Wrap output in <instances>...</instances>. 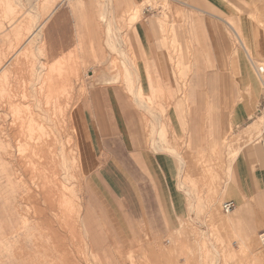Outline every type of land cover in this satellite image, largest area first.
I'll return each instance as SVG.
<instances>
[{
	"label": "rangeland",
	"instance_id": "1",
	"mask_svg": "<svg viewBox=\"0 0 264 264\" xmlns=\"http://www.w3.org/2000/svg\"><path fill=\"white\" fill-rule=\"evenodd\" d=\"M119 1L78 0L81 14L77 20L73 15L75 44L71 50L52 57L46 50L42 27L54 9L64 2L71 8L73 0H0V76L7 77L0 95V264H264V246L258 240L264 223L258 224L257 232L244 246L242 237L233 234L229 215L222 212L219 195H213V185L225 182L224 163L212 165L206 157L200 162L189 156L186 161L194 174L204 168L205 216L181 221L179 228L166 236L153 235L141 224L133 225L130 232L117 234L87 190L86 177L92 160L79 128L82 118L77 117V104L88 92L107 84H121L126 94L135 98L137 81L132 64H136V58L129 46L134 22L128 20L131 11L124 15L114 10ZM138 1L141 5L137 8L140 11L137 20L156 18L169 24L162 33L166 44L175 32L182 31L179 25L184 24L188 13L184 8L175 7L169 0ZM180 1L188 3V0ZM253 6L259 8L258 4ZM147 7L150 9L142 10ZM262 9L254 11L252 18L264 29V5ZM14 27H20L17 37L13 36ZM70 27L67 30L71 32ZM230 36L237 39L234 32ZM152 43L156 48V42ZM168 51L171 53L170 48ZM256 66L264 67L259 62ZM180 77L177 76V82L172 76V81L180 84ZM45 88L53 96L46 108H53V103L58 105L54 107L56 111L61 110L55 117L59 128L48 137L45 157L48 156L41 155L43 160L37 155L40 160L34 168L30 148L19 153L17 147L29 140L25 128L28 110L35 119L43 118L45 106L41 103L46 102ZM158 92L150 120L164 118L174 100L170 92ZM150 120L146 121V128ZM253 125L256 128L250 136L226 141L222 152L229 153L254 141L262 132L261 120L257 119ZM159 139L163 143L167 140L161 134ZM58 142L64 147L68 165L72 166L75 159L70 177L62 166ZM214 172L218 175L216 180ZM187 173L183 180L198 198L197 187ZM60 188L66 194L70 192L65 213L59 211L56 202ZM22 222L27 226L23 228ZM26 232L31 234L30 238ZM233 241L239 243L238 251L233 250Z\"/></svg>",
	"mask_w": 264,
	"mask_h": 264
},
{
	"label": "crops",
	"instance_id": "2",
	"mask_svg": "<svg viewBox=\"0 0 264 264\" xmlns=\"http://www.w3.org/2000/svg\"><path fill=\"white\" fill-rule=\"evenodd\" d=\"M65 2L41 26L52 57L75 44L73 15L77 20L81 12L78 0H73L71 8ZM169 2L188 13L179 25L182 31L175 32L168 44L162 34L167 21L137 20L139 15L130 27L132 42L127 39L136 58L132 64L135 94L143 87L149 105L136 96L130 98L121 84L96 88L77 104V117L82 118L79 128L92 160L86 188L117 234L141 224L153 235L166 236L181 221L205 216L204 168L194 174L186 161L189 156L200 162L206 157L212 165L224 163L225 182L213 185V195L233 204L228 214L233 234L242 237L246 246L258 224L264 223V153L255 140L229 153L222 152V146L233 138L250 136L248 128L257 120L264 91L255 65H264V29L252 16L257 9L263 11L264 0ZM140 5L138 0H122L114 10L125 15L126 10L139 11ZM179 75L182 82L175 84L172 76L177 81ZM158 91L170 92L174 100L164 118L150 120ZM159 134L166 137L165 143ZM186 172L197 187L198 198L183 180ZM232 248L238 251L239 243L233 241Z\"/></svg>",
	"mask_w": 264,
	"mask_h": 264
},
{
	"label": "bare ground",
	"instance_id": "3",
	"mask_svg": "<svg viewBox=\"0 0 264 264\" xmlns=\"http://www.w3.org/2000/svg\"><path fill=\"white\" fill-rule=\"evenodd\" d=\"M164 6V5H163ZM166 6V5H165ZM8 8H10V6L8 5ZM12 9V7H11ZM130 12V10H126V13ZM138 11H135V12H132L131 15H129L130 17V20L133 21L135 20L138 15L140 14V11H139V14H137ZM42 26V25H40ZM15 28V27H14ZM20 27H16L13 31V36L14 37H17L19 35V30ZM41 29V28H40ZM34 35V34H33ZM4 73V72H3ZM2 73V74H3ZM6 73V72H5ZM4 73V74H5ZM7 77H5V75H2L0 76V95H2V92H4V88L5 86H1L3 85L5 82H6V79ZM50 79V78H49ZM47 78V81L49 80ZM42 88V87H41ZM50 87H48L49 89ZM43 93L45 95V103H41V105H44L45 106V109L43 108V118L41 119H35V117L32 116V112L29 111L28 109V118H27V125H26V136L28 137V141H25L23 142V144H19V147H17V151L19 153L21 152H24L25 150H27V148H30L28 149V151L31 152V158H32V166H36V164L38 165L37 161L40 160V159H37L38 156H40L41 159H43L45 157V154H46V147H48L47 145H49V141H48V137L50 135V133L52 132H56L57 131V128L58 125L56 126V122H55V117H56V113H60L61 110H57L54 108V107H57L58 105L57 104H53V108H50V110L48 108H46L48 105H49V102L47 101H50L51 99H53V96L51 95V93H48L47 89L45 88V90L43 89ZM42 92V90H41ZM40 93V92H39ZM35 94V93H34ZM42 94V93H41ZM43 95V96H44ZM136 96V99H138L139 101H143V102H147L148 103V97H145L144 94H143V91L141 89V87L139 86V88L137 89V92L135 94ZM2 97V96H1ZM39 99V97H38ZM39 103H36L35 105L37 106ZM17 105V104H16ZM34 105V104H33ZM34 105V106H35ZM51 105V106H52ZM19 106V105H18ZM40 106V105H38ZM27 107V106H26ZM20 108V107H18ZM19 110V109H18ZM17 110V112H18ZM22 112V111H21ZM35 112V111H34ZM20 113V112H19ZM16 114V113H15ZM17 115V114H16ZM25 121V119H24ZM26 124V123H25ZM250 128V129H249ZM248 129V132L252 133V131L254 130V125H251ZM29 132V133H28ZM247 134V132H246ZM70 138V137H69ZM23 141V140H22ZM55 143L57 144V140L54 139ZM21 142V141H20ZM70 142V141H68ZM22 143V142H21ZM52 145V144H51ZM58 149L60 151V157H61V161H62V166L66 168V172H67V175L70 177L71 174H70V169L74 167V163L75 162V159L72 162V166L68 165V162L69 160L67 158H65L64 156V147L61 143L58 142ZM50 147V146H49ZM48 150V149H47ZM56 151V150H55ZM10 153V152H9ZM52 153V152H51ZM27 154V153H26ZM48 154V153H47ZM55 154V153H54ZM38 155V156H37ZM44 157H42V156ZM53 155V154H52ZM48 155H46L47 157ZM45 157V158H46ZM54 158V157H53ZM75 158V157H74ZM50 159V158H49ZM56 159V158H55ZM77 159V158H76ZM44 160V159H43ZM51 161V160H50ZM46 162V161H45ZM44 163V162H43ZM47 164V163H45ZM51 164V163H50ZM57 164V163H56ZM40 165V164H39ZM68 165V166H67ZM55 166V165H54ZM33 168V169H34ZM45 167H43L44 169ZM58 169V168H57ZM45 171V169H44ZM38 172V171H37ZM39 176V175H38ZM48 180V179H47ZM50 184V183H49ZM55 184V183H54ZM70 193V192H69ZM68 193V194H69ZM51 194V193H50ZM68 194H66V192H64V190L62 188H60V191H58V197L59 199L56 200V202H58V209L59 211L62 209L63 212L65 213L66 210H67V204L69 206V202H70V199L69 197L67 196ZM69 199V200H68ZM65 202H67V204L65 205ZM73 203V202H72ZM71 205V204H70ZM72 206V205H71ZM71 211V210H70ZM61 212V211H60ZM73 216V215H72ZM75 217V216H74ZM22 227H26L27 226V223L26 222H22ZM27 233V232H26ZM27 237L30 238L31 237V234L28 232L27 233ZM4 243V242H3ZM1 243V244H3ZM3 251V250H2ZM262 263V262H261Z\"/></svg>",
	"mask_w": 264,
	"mask_h": 264
},
{
	"label": "built area",
	"instance_id": "4",
	"mask_svg": "<svg viewBox=\"0 0 264 264\" xmlns=\"http://www.w3.org/2000/svg\"><path fill=\"white\" fill-rule=\"evenodd\" d=\"M255 70L257 74V78L260 81V83L263 86L264 91V68L263 67H257L255 65ZM257 119L261 120L262 124V132L261 134L255 139L257 143L260 144L262 147L263 153H264V95L261 104L257 108L256 111ZM234 206L231 202H223L221 209L224 214H229L233 210ZM258 240L262 246H264V230L260 231L258 234Z\"/></svg>",
	"mask_w": 264,
	"mask_h": 264
}]
</instances>
